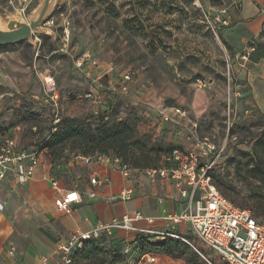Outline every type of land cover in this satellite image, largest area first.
<instances>
[{
  "label": "rangeland",
  "instance_id": "obj_1",
  "mask_svg": "<svg viewBox=\"0 0 264 264\" xmlns=\"http://www.w3.org/2000/svg\"><path fill=\"white\" fill-rule=\"evenodd\" d=\"M202 1L206 0H158L155 10L151 9L150 0H83L81 7L74 10L57 4L49 20L56 32V38H51L53 45L35 35L36 48L26 41L0 47V129L14 136L20 147L30 148L37 141L46 144L63 118L92 127L102 117L107 123L126 121L135 129L131 141L136 143L131 148L133 152L123 150L120 155L146 166L172 148H193L201 163L214 161L211 175L226 191L225 195L264 223V215H255L256 206L264 210V181L256 173L260 164L264 171V152L255 143L264 131V114L252 105L248 95L229 86V81L235 86L238 81L228 73L226 46L219 34V28L226 25ZM35 4L31 0L12 3L0 0V13L24 15ZM70 15L73 25L66 23ZM96 28L100 30L98 34L88 36ZM209 43L216 47L217 55ZM85 52L94 54L99 64L77 67L76 61ZM125 72H129L130 81L127 92L121 93L118 89ZM208 74L219 76L224 85L218 94L211 91L209 100L216 102L205 113L196 115L191 111L188 117L168 122L145 114H151L156 106L152 99H146L154 91L161 97L175 91L178 95L171 97L184 95L189 99L196 92L210 90L208 84L202 88L197 85V79L207 82ZM48 75L55 81V89L51 91L45 88L43 80ZM163 78L168 80L161 85ZM111 84L116 87L114 96L107 87ZM160 87L170 92H163ZM90 90L100 95V99L93 102L86 98ZM229 108L233 110L230 118ZM160 122L164 123L161 127ZM203 142L215 144L217 150L224 149L217 157L216 153L204 154L207 150L205 144L201 148ZM78 143L74 139L52 149L46 147L43 154L49 166L28 184H17L11 181V176L0 181V200L19 209L16 236L28 227L24 221L27 207L39 208L45 198L52 199L51 178L66 188L77 184L78 176L85 172V166L77 159L82 153ZM108 151L116 152L111 148ZM38 180L43 184L41 192H36L39 197L33 194L31 186ZM180 235L197 252L202 264H209L205 258L211 264H222L217 254L195 234ZM133 254L130 264H135L133 259L138 257L135 251ZM154 255L155 262L139 263L188 264L186 259ZM75 264L83 262L77 260Z\"/></svg>",
  "mask_w": 264,
  "mask_h": 264
},
{
  "label": "crops",
  "instance_id": "obj_2",
  "mask_svg": "<svg viewBox=\"0 0 264 264\" xmlns=\"http://www.w3.org/2000/svg\"><path fill=\"white\" fill-rule=\"evenodd\" d=\"M19 1L22 0H9L11 3ZM31 1L37 3L39 0ZM82 1L58 0L57 4L66 10H74L81 7ZM150 1L151 9H157L158 0ZM202 3L208 10L211 9L212 13L216 14L218 18L228 22L226 26L219 28V34L222 36L226 46V62L230 68L228 73L238 81L236 86L231 81L232 86L236 88V92L242 93L244 96L248 95V100L252 105L264 114V57L260 56L256 59L249 57L245 61L237 58L238 53L243 51L248 43H253L258 48L257 51L264 49V35L261 34L264 30V14L259 12V6H264V0H221V2L215 3L206 0L205 2L202 1ZM66 21L73 25V16L70 15V18L66 19ZM73 27L75 29V26ZM97 31L99 32L100 30L96 28L89 31L88 36L91 33L98 34L96 33ZM96 43V47H99L100 42L97 40ZM209 44L211 45V50L217 55L216 47L211 43ZM214 58L216 60V56ZM214 64L217 65L216 61H214ZM220 75H223V73H220ZM207 79L210 90L196 92L189 99L184 95L176 98L178 102L175 105L182 108L184 114L175 115L173 120H176L177 117H188L191 111L196 115H201L216 102L210 101L209 96L211 91H215L216 94L223 91L224 82H221L219 76L211 74L207 75ZM167 80L168 78H163L161 85ZM160 88H162L163 92H170L167 88ZM175 95L178 94L175 91H171L170 95L161 97V94L157 96V92L154 91L146 99H152L157 106L165 98ZM150 113L145 114L151 118H156L155 111L152 110ZM163 124L160 122L159 126L161 127ZM41 158L42 162L36 168L32 179L49 166L45 163L46 157L44 154ZM82 165L85 166V172L78 176V182L73 186L81 193L82 198L80 202L72 203V211L69 214L57 210L54 206L55 191L52 189L49 180L52 199L47 196L48 198H45L39 208L27 207L28 212L26 211L27 215L24 221L28 227L16 236L14 232L16 231L15 223L20 218L19 209L8 202L4 204L1 201L4 207L3 210H0V264H41L43 257L48 258V264H59L57 245L60 240L67 238L69 233L74 230L87 231L100 221H109L112 218H121L124 215L132 216L137 211L153 218V222L139 221L135 222L134 225L138 228L149 230V234L154 235L157 240L162 239V234L166 232L176 234L179 237H182L181 233H192L189 223L185 221L173 223L166 219L167 216L180 213L184 206V200L171 180L163 178L151 181L143 173H133L132 184L126 181L117 167L111 163L102 161ZM91 175H97L101 179L106 180L103 185L95 188L97 196L94 198L85 194L86 190L91 188L89 184ZM11 181L14 180L12 179ZM131 184L133 185L134 193L130 200L124 201L116 198L124 187ZM31 186L35 191V193H32L39 197L36 192H41L43 184L38 180L31 183ZM13 196V194H10V197L13 198ZM124 232L125 230L121 229L113 231L115 236L124 238L129 242H132L135 237H129V234L134 235L137 233V231ZM10 250H13L12 254ZM158 256L168 257L164 254H158ZM131 261L128 258V264Z\"/></svg>",
  "mask_w": 264,
  "mask_h": 264
},
{
  "label": "built area",
  "instance_id": "obj_3",
  "mask_svg": "<svg viewBox=\"0 0 264 264\" xmlns=\"http://www.w3.org/2000/svg\"><path fill=\"white\" fill-rule=\"evenodd\" d=\"M259 12L264 14V6H259ZM222 22L225 25L228 24L227 20H222ZM65 31L68 29L66 28ZM254 49L253 43H248L244 50L238 53L237 58L242 61L248 60ZM98 64L95 55L90 52L83 53L81 58L76 61L77 67L81 68L85 65L95 67ZM227 65L229 67V64ZM121 79L118 92L126 93L130 81L129 72L123 73ZM43 80L48 91L55 89V81L52 76H45ZM230 84L229 81V86L232 85ZM197 85L200 88L206 87L207 82L197 79ZM107 87L111 96L117 93L116 87H113L112 84ZM85 97L95 102L101 96L96 95L94 90H90L85 94ZM228 103L230 104V100ZM154 111L162 122L171 121L175 115L184 114L183 109L179 106L175 104L166 105L164 102L155 106ZM231 113L233 110L229 108V118ZM36 130L37 128L34 126L33 132ZM204 144L207 150V152H203L204 154L216 153L217 157L224 149L217 150L215 144L211 142H203L202 149ZM44 152L45 147L42 141L35 142L30 148H22L14 136L4 131L0 132V181L7 176H12L15 183L26 184L33 178L36 168L41 164V157ZM199 157V153L193 148H173L162 154L161 161L157 166L132 168L115 155L103 153L77 155V159L84 165L102 161L115 165L121 176L132 184L133 173H143L151 181L163 178L171 180L178 188L180 196L184 200V206L180 213L167 216V220L173 223L182 221L189 223L192 233L207 248L217 254L222 264H264V223L257 220L249 209L241 208L223 196L211 175L214 161L201 163ZM105 181L97 175H91L89 177L91 188L86 190L85 194L91 198L96 197L95 188L103 185ZM132 184L124 187L116 198L124 201L130 200L134 193ZM50 185L55 191L53 203L56 209L66 214L71 213V205L81 201V193L76 187L65 188L61 186L60 182L54 178L50 179ZM3 207L0 200V210H3ZM139 221L152 223L153 218L137 211L132 216L124 215L121 218L100 221L87 231H72L67 238L60 240L57 245L59 264H73V254L83 248L84 241L97 238L101 234H112L117 229L149 233V230L134 225L135 222ZM162 235L163 237L171 236L186 241L176 234L166 232ZM124 252H130L129 245L125 246ZM10 253L12 254L13 250H10ZM156 258L154 253H146L141 255L135 264H140V260L155 262ZM205 260L211 264L206 258ZM41 264H48V258L43 257Z\"/></svg>",
  "mask_w": 264,
  "mask_h": 264
},
{
  "label": "trees",
  "instance_id": "obj_4",
  "mask_svg": "<svg viewBox=\"0 0 264 264\" xmlns=\"http://www.w3.org/2000/svg\"><path fill=\"white\" fill-rule=\"evenodd\" d=\"M261 34L264 35V30ZM39 37L43 42L47 41L50 45H53L50 36L40 34ZM257 50L258 48L255 47L254 51L250 54L251 59H256L260 56L264 57V49H260V51ZM95 123L97 124L92 127L89 123L82 125L73 118H63L59 121V124L50 134L49 140L43 146L52 149L56 145L77 139L79 142L78 145L82 150V153L80 154L87 155L103 153L115 155L120 157L123 162L127 163L132 168L157 166L160 163L162 155L152 164L142 166L144 164L141 165L136 161L130 162L125 156L119 154V152H122L123 150L133 152L131 148L136 143V141H131L135 136V129L126 121L116 120L107 123V119L102 117L100 120H96ZM2 131L9 133L6 130L0 129V132ZM128 139H130V142H127ZM255 143L259 145L261 151L264 152V131L261 136L255 140ZM109 148L116 150V152L108 151ZM261 165L262 164H260V167L256 170V173L259 174L260 178L264 181V171L262 170ZM250 170H253V168L251 167ZM214 183L223 196L239 206L231 198L225 195L226 191L217 181H214ZM239 207L244 208L242 206ZM255 215H264L262 207H255ZM186 239L191 243V239ZM126 245L132 247L131 252H124ZM132 251H135L138 256L133 259L135 263L139 260L141 255L146 253L164 254L172 259H186L188 264L203 263L197 252L194 251L191 245L184 240L176 237L164 236L158 241L152 234L138 232L132 242L115 236L114 233H104L97 238L86 240L84 241L83 248L74 252L73 264H75V261L77 260L82 261L83 264H128V258L130 259V257H134L135 255H132Z\"/></svg>",
  "mask_w": 264,
  "mask_h": 264
},
{
  "label": "water",
  "instance_id": "obj_5",
  "mask_svg": "<svg viewBox=\"0 0 264 264\" xmlns=\"http://www.w3.org/2000/svg\"><path fill=\"white\" fill-rule=\"evenodd\" d=\"M58 0H39L33 8L24 15L0 13V46L20 42H28L36 48L35 35L44 34L56 38L55 30L48 25ZM173 97L164 99L166 105L176 104Z\"/></svg>",
  "mask_w": 264,
  "mask_h": 264
}]
</instances>
